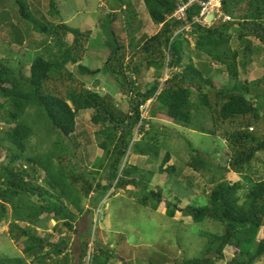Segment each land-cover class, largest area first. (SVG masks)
I'll list each match as a JSON object with an SVG mask.
<instances>
[{"label": "trees", "instance_id": "16d2710c", "mask_svg": "<svg viewBox=\"0 0 264 264\" xmlns=\"http://www.w3.org/2000/svg\"><path fill=\"white\" fill-rule=\"evenodd\" d=\"M113 1L117 4L110 7L101 26L109 55L100 73L112 77L127 96L126 112L114 105V92L108 86L106 94L87 89V83L68 69L77 65L82 78L95 73L81 63L87 52L86 35L63 20L55 24L61 15L57 0H48L43 22L27 0H0V28L9 29L12 42L25 44L21 22L45 37L36 43L42 53L32 59L28 75L20 63L0 61V120L6 126L0 129V223H8V238L22 248L17 257L0 255V264H75L71 235L79 233L77 226L84 219H89L90 229L80 235L83 248L77 264H110L116 252L92 240V227L95 217H103L102 203L128 186L133 187L130 194L134 192L138 205L155 212L165 205L166 214L175 217L179 209L165 197L163 187L152 186L157 172L127 161L130 152L160 159L165 145L153 125L159 115L183 129L223 139L228 147L227 165L212 176L214 186L206 204L183 207V214L196 223L209 219L224 230L205 234L198 257L173 262L218 264L230 247L236 254L231 264H256L264 258V239L256 241L264 228V170L257 178L261 171H253L252 165L258 162L264 169V77L249 82L240 75L262 52L253 40L264 46V0H223L222 10L232 20L212 27L194 21L199 6L189 8L185 19L174 17L179 5L189 0H142L158 31L140 37L143 24L131 1ZM9 2L17 8L19 22L7 9ZM118 13L124 15L119 35L114 28ZM123 34L126 46L121 43ZM68 35L73 37L72 44L66 42ZM150 69L155 70V79L143 90L138 81ZM221 73L227 74V82L217 87L214 79ZM202 110L211 117L210 127L197 122ZM86 111H92L98 148L104 153L89 171L74 137L78 117ZM32 116L45 121V137L35 133ZM136 134L142 135L139 141ZM162 134L171 135L167 129ZM67 140H72L71 145ZM46 142L50 146L44 149L41 145ZM39 146L41 151L36 153ZM189 146V168L200 173L216 169L210 155ZM171 155L167 151L158 168L168 182L181 175L175 165H168ZM224 171L244 175L245 180L226 181ZM178 203L181 206L183 201ZM51 221L55 222L51 233H38L39 229L49 232ZM91 241L95 248L89 252Z\"/></svg>", "mask_w": 264, "mask_h": 264}, {"label": "rangeland", "instance_id": "374dc122", "mask_svg": "<svg viewBox=\"0 0 264 264\" xmlns=\"http://www.w3.org/2000/svg\"><path fill=\"white\" fill-rule=\"evenodd\" d=\"M33 9L38 10L36 14L38 19H46V11L48 6V0H27ZM132 3L133 8L136 10L138 20L141 21L142 28L138 36L145 34L152 36L158 31L156 26L148 16L142 0H129ZM61 15L55 24L60 23L62 20L73 28L80 29L86 37L83 44L87 49L83 57V63L91 70L95 71L92 74L93 81H90L91 77H81L78 73L79 69L77 65H68V69L73 72L79 80H83L87 83V89L92 91L101 92L103 94L108 93L109 90L106 86L114 92L113 101L117 108L122 111L129 110V101L127 96L121 92L120 86L115 80L100 73L107 61L109 52L105 48L106 36L103 34L101 26L106 20V16L109 13L110 7L117 4L113 0H57ZM7 9L10 11L13 21L19 22L20 18L17 12V8L12 3L6 4ZM1 10V8H0ZM124 15L118 13L117 19L114 22V28L119 35L122 33V19ZM212 18V17H211ZM52 20V19H51ZM25 33V44L23 47L18 46L15 42L11 41L9 29L0 28V61L7 60L14 64H21L23 66V72L28 75L29 68L32 59L42 53V47L39 45L36 47V43H39L44 39V36H40L31 31L29 25H25L21 22ZM88 32H90L88 34ZM121 43L126 46L125 38L126 34H123ZM53 40L50 39V44H53ZM66 42L72 44L73 37L68 35ZM33 43V44H32ZM41 43V42H40ZM255 46L262 47V52L255 57L253 62L246 69H241L240 79L242 81L247 80L249 82L262 79L264 77V46L257 40H253ZM193 48V47H192ZM204 58L203 61H205ZM193 61L198 64L199 59L193 57ZM213 68L217 66L213 65ZM215 76V74H214ZM97 81L99 82H96ZM155 70L150 69L148 72L143 73L138 81L141 88L145 90L146 86L154 81ZM214 82L217 87L227 82V74L221 73L215 76ZM101 84H106L102 86ZM0 102H3L0 99ZM150 102L145 106L143 111V117L149 116ZM92 111L82 112L78 117L77 129L74 133V137L78 143H80V155L86 157V162L83 166L89 170L92 169L91 163L96 157H103V151L98 148V142L96 132L98 128L91 123ZM206 117V118H203ZM31 124L34 127L35 133L41 138L47 134L45 121L41 118H31ZM197 122L211 126V117L204 110L197 116ZM153 125L161 132L159 140L164 142L165 148L161 153L160 159H149V157L130 152L127 161L134 166H138L145 170H154L156 176L152 182V186L163 187L164 195L169 201H172L176 208L179 210L176 212L175 217H169L166 214V207L162 205L156 212L138 205L133 198L132 186H128L127 190H120L115 197L107 198L102 203V215L99 220L95 217L94 226L92 227V240H98L102 244L109 245L110 248L116 252L115 258L110 264H175L173 261L186 258L198 257L203 250L206 238L205 234L222 233L224 227L212 220L206 219L203 222L196 223L191 216L183 214V207L187 205L203 206L207 202L206 196L213 188V184L210 183L212 176L216 174L219 169L222 171L223 165H227L228 159L226 153L228 147L226 142L222 139L213 138L208 134H203L198 131L183 129L182 127L174 124L171 120H166L163 116H157L153 119ZM6 126L0 120V129H4ZM263 128L261 131L263 132ZM149 129V126L146 127ZM165 129L170 132L171 135H163L162 132ZM155 131V130H154ZM137 135V134H136ZM142 135H137L139 141ZM71 145L72 140H67ZM189 141V142H188ZM37 142V136L33 138L32 143ZM198 151L210 155L211 161L214 162L215 168L213 170L205 171L203 173L196 172L187 166L189 163L192 152L189 144ZM46 149L50 146V143L46 142L41 145ZM41 146L36 150V153L41 151ZM167 151H171V160L168 165H175L181 175L179 180L168 182V176L161 175L158 172V168L164 159ZM94 153V154H93ZM79 155V153H78ZM79 157V156H78ZM253 171L256 169L261 171L256 175L257 178L263 175V168L258 162H253ZM226 181L236 183L240 180H245L244 175H236L233 172L226 173ZM191 182V190L188 188V182ZM178 200L183 201L181 206ZM98 213V211H97ZM55 222L48 223V231L38 230V233L47 234L51 233V229L54 227ZM79 233H73L71 235L70 250L74 254L77 264L79 258L82 255V243L80 241V235L86 234L90 229L89 219L82 220V223L77 226ZM9 225L6 222L0 223V255H6L8 257H17L21 255L22 248L16 243L12 242L8 238ZM264 239V228H262L257 235L256 241L260 242ZM82 241H85L83 239ZM94 244L91 241L89 249L91 252L94 249ZM20 250V251H19ZM235 251L233 248L228 247L225 250V258L218 264H231L232 259L235 257ZM177 262V261H175ZM177 264V263H176ZM256 264H264V258H262Z\"/></svg>", "mask_w": 264, "mask_h": 264}, {"label": "built area", "instance_id": "2783aa9c", "mask_svg": "<svg viewBox=\"0 0 264 264\" xmlns=\"http://www.w3.org/2000/svg\"><path fill=\"white\" fill-rule=\"evenodd\" d=\"M193 6H199L201 9L199 16L194 21L202 26L212 27L219 22L225 23L232 20L222 10L223 0H189L185 4L179 5L174 17L185 19L187 10Z\"/></svg>", "mask_w": 264, "mask_h": 264}]
</instances>
